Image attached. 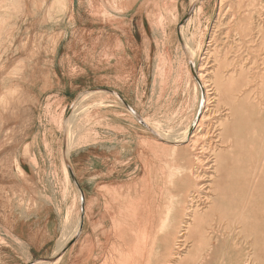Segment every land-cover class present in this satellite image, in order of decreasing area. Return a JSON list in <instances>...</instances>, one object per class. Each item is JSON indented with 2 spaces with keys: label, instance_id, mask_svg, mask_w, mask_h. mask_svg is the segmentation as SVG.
Here are the masks:
<instances>
[{
  "label": "rangeland",
  "instance_id": "374dc122",
  "mask_svg": "<svg viewBox=\"0 0 264 264\" xmlns=\"http://www.w3.org/2000/svg\"><path fill=\"white\" fill-rule=\"evenodd\" d=\"M225 1L0 0V247L25 264H264V7ZM200 70L208 165L165 139L200 123ZM214 160L204 201L210 173L181 167ZM191 195L205 219L180 242ZM149 220L175 237L147 241Z\"/></svg>",
  "mask_w": 264,
  "mask_h": 264
},
{
  "label": "bare ground",
  "instance_id": "6f19581e",
  "mask_svg": "<svg viewBox=\"0 0 264 264\" xmlns=\"http://www.w3.org/2000/svg\"><path fill=\"white\" fill-rule=\"evenodd\" d=\"M200 0H193V3H194V8L196 7V9L197 8H199V7H197L196 6V4L199 2ZM223 1H225V0H223ZM247 0H245V4H242L243 3V0L242 1H240L239 2V8L240 9H243V7L245 6V9H243V11L245 12V13H247V12H249V13H253V12H257V14H258V16H262V14H263V7H264V5H263V0H257V1H254L253 3H247L246 2ZM226 2V1H225ZM249 7H250V9H249ZM231 8V7H230ZM229 8V9H230ZM254 17V16H253ZM257 17V16H256ZM246 22V21H245ZM219 23V22H218ZM219 26V25H218ZM183 27V26H182ZM188 27H189V25H188ZM248 27V26H247ZM256 25H255V22H254V24L252 25V26H250V33L249 34H252V39L255 41H257V37L255 36V34L253 35V32L255 31V29H256ZM200 28V27H199ZM181 29V28H180ZM186 30V29H185ZM189 30V29H188ZM179 33H181V31L179 32ZM190 33V32H189ZM194 33V32H193ZM211 33V32H210ZM184 34V33H183ZM182 34V35H183ZM186 34V33H185ZM187 35V34H186ZM180 36H181V34H180ZM192 35H190V37H191ZM184 37H186V36H184ZM215 38V37H214ZM182 39V38H181ZM185 39V38H184ZM184 39H183V41H184ZM192 39V38H191ZM187 39H185V41H186ZM198 40H199V38H198ZM189 41V40H188ZM187 41V42H188ZM187 42H185V43H187ZM192 42V41H191ZM199 42V41H198ZM195 43V42H194ZM193 44V43H192ZM210 44V43H209ZM183 46V45H182ZM184 46H186L185 44H184ZM196 46H197V44H196ZM186 48H188V51L191 53L190 54V57L192 56H194L195 57V53L197 52H195L194 51V46H192L191 44H190V42L189 43H187V47ZM197 48V47H196ZM195 48V49H196ZM197 50V49H196ZM201 50V49H200ZM188 51H187V53H188ZM205 53V52H204ZM203 53V54H204ZM209 56V55H208ZM203 58V57H202ZM194 60H192V58H191V62L190 63H192L193 65H194V62H193ZM189 63V64H190ZM210 64V63H209ZM197 65V64H196ZM206 66V65H205ZM191 67V66H190ZM192 70V69H191ZM208 71H207V73L206 72H204V71H198L197 73H195V75H194V78H196V89L198 90V105H197V109L200 107V105H201V112H200V123H198L197 125H196V120L194 121L195 122V125H196V127L194 126V122L192 121L189 125H188V127L180 134V135H175V136H168L167 138H165L166 139V146H168L169 148L171 147L172 148V150L176 153L177 151L179 152V153H182L183 151H184V147L182 148V146H184V145H186V144H188L191 148H192V150H197L199 147L202 149L201 150V155H198V153H196L193 157L195 158V161H197V163H199V164H203V165H208L210 162H212V160L213 159H211L210 160V156L209 155H205L208 151H206L207 150V148H208V145H209V142L207 141V144L205 143V145L203 144V139H206L207 138V133H204V132H202V129H203V124H202V122H203V120H207L208 119V117H209V112H210V108H209V100H210V92H209V89H208V87H209V85H208V80H207V76H208ZM217 89H218V93H216L218 96H219V94H220V92H221V88H220V86L217 84ZM197 90H196V92H197ZM201 90H202V92H203V95L201 94V104H200V102H199V100H200V93H201ZM212 91V90H211ZM220 91V92H219ZM90 92V91H89ZM89 94V93H88ZM197 94V93H196ZM212 94V93H211ZM221 95H222V93H221ZM85 96H86V94H85ZM89 96V95H88ZM195 97H196V95H195ZM197 98V97H196ZM209 102V103H208ZM213 102V101H212ZM192 105H193V103H192ZM77 106V105H76ZM211 106V105H210ZM195 107V106H194ZM213 107V106H212ZM80 110V109H79ZM199 111V110H198ZM224 111V110H223ZM132 112H133V110H132ZM134 113H136V112H134ZM225 114V113H224ZM135 116H137L136 114H135ZM73 117V116H72ZM72 119H74V118H72ZM196 119V118H195ZM198 119H199V117H198ZM173 120V119H172ZM145 122V121H144ZM152 122V121H151ZM160 122V121H159ZM167 122H168V120H167ZM147 123V122H146ZM145 123V124H146ZM149 123V122H148ZM163 123H164V121H163ZM155 124V123H154ZM186 124V123H185ZM184 124V125H185ZM168 125V124H167ZM213 125V124H212ZM169 126V125H168ZM183 126V125H182ZM203 126V127H202ZM171 127V126H170ZM259 126H257L256 128H258ZM75 128V127H74ZM179 128V127H178ZM181 128V127H180ZM205 128V127H204ZM71 129V128H70ZM153 130V129H152ZM160 130V129H159ZM173 130V129H172ZM177 130V129H176ZM179 130V129H178ZM180 131V130H179ZM175 133H176V131H174ZM213 132V131H212ZM258 133H260V129L258 128V131H257ZM168 133V132H167ZM174 133V134H175ZM215 134H216V132H214ZM157 134V133H156ZM172 134V133H171ZM161 135V134H160ZM217 135V134H216ZM78 137V136H77ZM163 137H166V136H163ZM75 138V137H74ZM162 138V137H161ZM259 138V137H258ZM260 139V138H259ZM75 140H77V139H75ZM162 140V139H161ZM251 140V139H250ZM78 141V140H77ZM164 141V140H163ZM255 141L257 142V140L255 139ZM259 141V140H258ZM256 142H254V143H252L251 145H249L248 143H246L245 142V154L248 152V153H250L251 155H252V153L254 154V152L256 153L257 151H258V145H257V143ZM71 143V142H70ZM185 143V144H184ZM184 144V145H183ZM71 145V144H70ZM220 146V145H219ZM249 146V147H248ZM179 148H181V149H179ZM177 152V153H178ZM67 153H68V151H67ZM184 158H185V156H184ZM264 161V160H263ZM204 162V163H203ZM217 162H218V159H217ZM214 164H215V160H214V162H213V164L212 165H210L208 168H206L205 169V173L204 174H202V172L204 171V169L202 168V167H198V168H196V172H194V170H195V167H193L192 165H188V166H186V167H181V169L183 168V171H186L187 173H191L192 172V174H195V173H197L196 175V177H202V176H204L206 173H210L208 176V178H207V180H204V181H206L201 187L199 186L198 188L199 189H201V191H202V193H204V201L207 199V198H209L208 196H209V193H210V191H209V188H210V182L212 181V175H213V173H215V170H216V168L214 167ZM219 166H220V162H219ZM246 166V165H245ZM212 168V169H211ZM245 169H246V167H245ZM256 169H257V167H256ZM208 170V171H207ZM218 170V169H217ZM262 170V169H261ZM201 172V173H200ZM256 172V171H255ZM181 175V174H180ZM187 176H189V174H187ZM189 179V178H188ZM187 179V180H188ZM200 180V179H199ZM151 186V185H150ZM194 187H197L198 185L197 184H195V185H193ZM103 187V186H102ZM105 190V189H104ZM205 190V191H204ZM83 192V191H82ZM150 192V191H149ZM98 199H100V194L98 193ZM192 196V198H191V200H192V203L191 204H189L188 205V211L185 213V215H186V220H185V224L183 225V233H181L178 237L180 238V237H182L183 239H181L180 240V242H185V240H186V237H185V235H190V233H193V231H195L196 230V228H199V222H200V220H202V219H205V215L204 214H202L200 211H198L197 209H196V207H197V205L195 206L194 205V203H195V201H193L194 200V196L193 195H191ZM94 199H92V201H93ZM97 200V199H96ZM220 200H222V197L220 196V197H218V198H216L215 199V201H213L214 203H213V205H215V206H217V204H219L220 203ZM85 201V200H84ZM104 202V201H103ZM184 202H186V201H182L181 199H179L178 201H177V209H180L179 210V214L181 213L180 211H182V210H184L183 208H185V206H181ZM84 203V202H83ZM176 203V202H175ZM247 203V202H246ZM104 205H105V203H104ZM105 207V206H104ZM106 208V207H105ZM134 209V208H133ZM160 209V208H159ZM182 209V210H181ZM171 213V212H170ZM167 215H168V213H167ZM82 216V215H81ZM170 218V217H169ZM148 219V218H147ZM78 220H80V217H79V219ZM91 221V220H90ZM83 222H84V218H82L81 220H80V222H79V225H78V230H81L82 229V227H83ZM164 223V222H163ZM156 225H157V223L155 222V221H152V220H149L148 221V225H147V227H145V236H146V238H144V239H146L147 241L148 240H158V241H160V240H164V242H166V241H169L171 238H174L175 237V231H176V227H174V229L172 230V232L171 233H168V232H166L167 234H165L164 236H159L158 237V234H157V232H160V230L164 227V225L163 224H160L159 226H160V229L158 228V226L156 227ZM166 225V224H165ZM77 226V225H76ZM128 227V226H127ZM130 227V226H129ZM70 228V227H69ZM72 228V227H71ZM74 228V227H73ZM77 228V227H76ZM71 230V229H70ZM69 230V231H70ZM77 229H75V231H76ZM236 230V229H235ZM68 231V232H69ZM163 231V230H162ZM165 231V230H164ZM181 231V230H180ZM180 231H178V232H180ZM77 232V231H76ZM80 232V231H79ZM135 233V232H134ZM189 233V234H188ZM71 235H73L74 236V234H72V233H70ZM160 234H161V232H160ZM68 235V234H67ZM71 235H68V236H65V238L67 237H71ZM72 236V237H73ZM136 236V235H135ZM69 237V238H70ZM137 237V236H136ZM144 237V236H143ZM177 237V236H176ZM64 238V239H65ZM63 239V238H62ZM62 239H61V241H62ZM63 239V240H64ZM73 239V238H72ZM143 239V238H142ZM144 239L142 240V241H144ZM66 240V239H65ZM146 240H145V242H146ZM166 240V241H165ZM63 242V241H62ZM61 242V243H62ZM64 242H70V240L69 241H64ZM61 243H60V245H61ZM60 245H58L57 247H59ZM146 245H147V243H146ZM62 246V245H61ZM65 246H66V244H65ZM147 247V246H146ZM60 248V247H59ZM56 250H58V249H56ZM146 251V250H145ZM165 253H167V249H166V251H165ZM173 253H174V255H173ZM172 253V255H173V257H172V260L170 261L171 263L172 262H175V260H174V258H177V256L175 255V254H179V252H173ZM57 255V254H56ZM55 255V256H56ZM61 257V256H60ZM59 257V258H60ZM183 257V256H182ZM248 261V260H247ZM59 262V261H58ZM54 264H56L55 262H53ZM245 263V262H244ZM247 263V262H246Z\"/></svg>",
  "mask_w": 264,
  "mask_h": 264
},
{
  "label": "crops",
  "instance_id": "0c3cea01",
  "mask_svg": "<svg viewBox=\"0 0 264 264\" xmlns=\"http://www.w3.org/2000/svg\"><path fill=\"white\" fill-rule=\"evenodd\" d=\"M25 262L24 255H21L18 249L9 251L3 246L0 247V264H25Z\"/></svg>",
  "mask_w": 264,
  "mask_h": 264
},
{
  "label": "water",
  "instance_id": "95a60500",
  "mask_svg": "<svg viewBox=\"0 0 264 264\" xmlns=\"http://www.w3.org/2000/svg\"><path fill=\"white\" fill-rule=\"evenodd\" d=\"M186 20V18L184 19V21ZM73 174V173H72Z\"/></svg>",
  "mask_w": 264,
  "mask_h": 264
}]
</instances>
